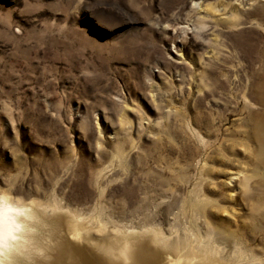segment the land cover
Instances as JSON below:
<instances>
[{
    "label": "rangeland",
    "instance_id": "1",
    "mask_svg": "<svg viewBox=\"0 0 264 264\" xmlns=\"http://www.w3.org/2000/svg\"><path fill=\"white\" fill-rule=\"evenodd\" d=\"M3 204L6 264H264V0H0Z\"/></svg>",
    "mask_w": 264,
    "mask_h": 264
},
{
    "label": "bare ground",
    "instance_id": "2",
    "mask_svg": "<svg viewBox=\"0 0 264 264\" xmlns=\"http://www.w3.org/2000/svg\"><path fill=\"white\" fill-rule=\"evenodd\" d=\"M24 213H25L24 209H16L15 207L6 204L0 206V264H6L7 262L10 261L9 258L14 257L13 250L16 249V245L20 247H24L26 251L28 250V248L25 245H22L25 242V238H26V236L23 235L24 226H23V221L21 220V217L24 215ZM31 219L32 217L28 216V220ZM27 238L31 239L30 234H28ZM161 241L164 245L166 246L168 245V247L173 253L175 254L178 253V259L175 257L178 261V262L176 261L177 264L180 263L191 264V262L196 260L194 256H191V254L190 256L188 254L179 255L180 252H184L186 247L185 245H183L182 242L178 240L175 242H168V240L165 238L161 239ZM123 244H124L123 248L122 247L121 248L123 249L122 255L124 260L128 261V263L130 264H142L140 260L137 258V252L139 251L138 246H136L135 243H130L128 241H124ZM150 253L151 252H149V254Z\"/></svg>",
    "mask_w": 264,
    "mask_h": 264
}]
</instances>
